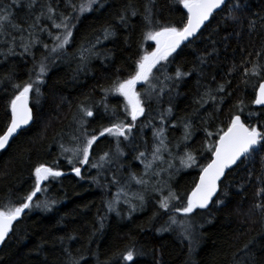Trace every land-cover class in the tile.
<instances>
[{"label":"trees","instance_id":"obj_1","mask_svg":"<svg viewBox=\"0 0 264 264\" xmlns=\"http://www.w3.org/2000/svg\"><path fill=\"white\" fill-rule=\"evenodd\" d=\"M82 2L86 0H35L34 7L29 8V0H20L10 9L14 23L24 28L41 17L35 30L40 42L31 48V54L20 55L23 50L17 46V55H6L10 45L4 41L11 36H0V135L10 123V100L18 94L13 85L28 82L30 74L34 80L33 70L40 61L48 65L39 85V104L35 91L29 94L34 120L0 152V206H19L23 202L33 190V172L39 164L63 173L43 182L47 190L34 197L33 206L22 213L0 246V264H248L244 246L250 241L257 264H264V213L254 208L258 202L256 192L261 187L257 178H264V152L227 171L213 198L223 200V204L211 202L188 216L172 210L186 204L201 169L210 161L208 147L218 140L222 129L226 130L232 115L240 114L246 124L264 127V106L253 103L259 81L253 78L245 85L242 70L229 75L233 65L256 61V53L264 50V0H227L228 5H243L231 13L238 19H231L229 9L223 7L194 39L161 61L153 69L158 78L153 81L156 92L148 96L146 84L136 87L145 112L134 122L125 111L124 98L111 89L115 81L134 73L136 61L143 54L155 49L154 43L145 39L151 27L144 19L149 0H99L93 5L95 10L80 16L71 42L62 52L50 54L44 44L50 49L55 42L48 32L55 35L61 30L52 28V22L46 19L48 7L55 9L59 22L61 14L77 15L71 4L78 6ZM11 3L12 0H0V6ZM151 8L154 21L160 24L181 27L186 22V9L179 0H155ZM133 10L137 13L134 16ZM121 15L126 16L125 21L120 20ZM253 20L254 29L249 27ZM109 26L115 34L105 40L103 31ZM7 31L17 37L19 45L20 34L11 27ZM259 59L264 62V52ZM178 69L189 75L177 80ZM229 80L225 92L216 91L218 85ZM161 87L164 91L157 95ZM205 92L216 100L204 96L206 102L201 106L199 101ZM228 92L231 96H227ZM221 97H226L222 104L218 103ZM241 100L242 113L237 107ZM81 105L94 113L84 118L90 134L99 137L100 131L113 123L134 125L128 140L120 138L124 155L111 165L91 167L105 152H115L116 138L107 133L93 145L89 164L76 163V158L73 164L68 163L70 154L64 153L61 145H74L71 137L78 135ZM169 108L171 113L167 112ZM186 123L191 133L187 140ZM161 128L168 148L162 152L164 162L154 161L145 177L149 180L146 187L129 182L131 174L140 176L145 171L144 164L136 159L140 152L152 160L154 145L159 143L155 134ZM186 152L196 157L195 165L186 167L180 163ZM169 163L174 167L169 168ZM73 165L80 167L81 176L72 171ZM114 174L119 184L112 183ZM121 186L124 192H120ZM169 189L180 199L172 201L170 209L164 211L160 200ZM137 193L144 197L142 204L134 198ZM114 199L119 203L114 211H108L107 204ZM45 201L50 202L49 209L35 207L37 202ZM133 205L135 211L131 210ZM170 217L177 223H172ZM129 249L137 253L134 262L121 258Z\"/></svg>","mask_w":264,"mask_h":264},{"label":"snow or ice","instance_id":"obj_2","mask_svg":"<svg viewBox=\"0 0 264 264\" xmlns=\"http://www.w3.org/2000/svg\"><path fill=\"white\" fill-rule=\"evenodd\" d=\"M19 2L20 0H12L11 5L0 6V36H11L10 40L6 39L4 41V43L10 45L6 55H17V46L23 50L20 55L31 54V48L34 47L36 43L40 42L39 39L35 37V30L41 17H37L36 21L29 25L28 28H24L14 23L13 14L10 9L18 6ZM98 2L99 0H86V3L82 2L78 6L71 4L73 12H76L77 15L72 16L71 14H61L59 22L56 21L54 16L55 9L49 6L47 9L46 19L52 22V28L61 31L55 35L49 31L48 35L52 36L55 43L50 49L47 44H44V48L48 49L50 54H60L65 46L71 42L73 29L76 27V23L80 20V16L86 12L95 10L93 5ZM34 3L35 0H29V8L34 7ZM69 3H71V0H69ZM154 3L155 0H149V3L145 5L144 19L146 24L151 26L145 34V39L154 41L156 47L153 51L143 54L136 61L135 71L132 75H130L127 79H118L115 81L111 89V91L124 98L126 102L125 111L131 116V120L133 122L137 120L138 116L143 115L145 112L141 94L136 90L137 84H146L147 88L145 90V95L151 96L152 93L156 92V84L153 81L158 80V78L153 75V69L156 68L161 61H166L184 41H188L190 37L195 36L201 27L205 25V22L213 15L214 11L222 9V6L227 7L229 9L230 18L236 20L238 17L232 15L231 13L236 8L243 7V5L239 3L235 5H228L226 4V0H179V3L187 10V19L181 27H177L170 24H160L158 20L154 21L151 8V5H154ZM100 7H103V5L100 4ZM136 14V11L133 10L132 15L134 16ZM41 16H44V13H41ZM120 20L125 21L126 16L121 15ZM261 21L264 22V17H261ZM255 24L256 22L254 20L250 21L249 27L254 29ZM8 27H11L20 34L19 45L16 43L17 37L11 35L7 31ZM262 27H264V23H262ZM39 30L45 31L46 29L41 28ZM25 32L28 33L27 37L24 35ZM114 34V30H111V26H109V28H105L103 31V39L107 40ZM99 42L100 39L97 38V43ZM94 47L95 45H93V48ZM85 51H87V49H85ZM262 52H264V50L256 53L258 58L256 61L244 60L239 66L233 65V68L229 71V75H231L236 71L242 70V83L245 85H248L253 78H256L259 81L258 88L255 89V99L253 101V103L258 106H264V62L259 59ZM249 55H251V53H249ZM45 59H47V57H45ZM81 59H84L83 55H81ZM201 62L203 63L204 61L202 60ZM248 64H251V67H248ZM47 71L48 65L42 60L33 70L35 75L34 80L30 74L28 82L13 85L14 88L18 89V94H15L14 98L10 100V123L3 135H0V150L5 149L6 146L9 145L10 140L15 138L24 126L29 125V123L34 120L33 110L29 106V94L35 91L37 97L36 103L39 104V85L43 83L42 77L47 74ZM187 75H189V73H181L179 69L175 74L177 80ZM230 83L231 81L229 80L226 81V84L218 85L216 91L221 93L225 92L227 84ZM253 87H255V85H253ZM163 91L164 89L161 87L160 93H157V95L162 94ZM204 96H208V99L210 100H216V97L212 96L210 92H205L201 96V101H199L201 106H203V103L206 102L204 100ZM227 96H231V92H228ZM225 98L226 97H221L218 103L222 104ZM237 107L239 112L242 113L244 111L242 100L239 102ZM79 110L82 113V116L79 120V128L77 129L78 135H73L71 137L74 141V145L70 147H66L63 144L61 145L64 153H70L67 157L68 163L73 164V158H76V163L82 165L89 164L90 151L92 150L93 145L97 142L99 137H103L106 133L109 136L116 138L117 143L115 152H105L99 157L97 162L91 164V167L103 168L105 164L111 165L114 159L123 156L124 153L120 148V138L123 137L124 140H128L134 125L131 123L125 124L123 122L113 123L111 127L104 128L100 131L98 137L94 133L90 134L85 127L86 120L84 118L92 117L94 115L92 109L81 105ZM217 111H219L218 107ZM167 112L171 113V108H169ZM251 115H253V113H249V116ZM161 120L163 122V115ZM188 128L189 124L186 123L185 140H187L191 135V133L187 131ZM205 131L207 130L205 129ZM207 135L212 136L213 133L207 132ZM218 135L219 139L213 145L208 147V151L211 153L210 162L201 169L199 182L196 183L191 193L187 195L186 204H184L183 207H173V211L181 212L185 216H188L189 214H192L195 209L207 208L210 202L223 204V200L218 198L213 201V197L220 191L222 177L226 176V169H231L234 165L238 167L240 164L252 159L254 154L264 152V127L258 128L256 126L246 124L242 121L240 114L232 115L226 130L222 129ZM155 136L159 143L154 145L151 154L152 160L147 159L145 152H140L136 159H139L141 163L144 164L145 171L140 176L131 174L129 182L134 181L136 184L146 187L149 180L145 179V177L149 176V170L153 168L154 161L159 160L162 163L164 162L162 152L168 151L167 144L165 142L166 137L164 136V129L161 128ZM178 146L179 145H177V147ZM169 155H171V153H169ZM262 160H264V157H262ZM180 163L186 167H191L196 164V157L192 153L186 152L184 156L180 158ZM168 167L172 168L174 165L169 163ZM72 171L76 174V176H81L80 167L73 165ZM33 175L35 177L33 190L23 198V202L20 203L19 206L13 204L0 206V244L5 243L6 238L13 231L14 222H17L20 219L25 210L30 209L33 206L34 197H37L38 193L47 190L45 187H42L43 182L48 181L49 178L55 179L60 177L63 173L53 167L46 166L45 164H39L34 168ZM151 175L158 176L159 172H152ZM257 179L260 180L261 187L257 189L256 196L258 198V202L254 205V208L259 210L261 213H264V178L258 177ZM112 183L119 184V180L116 178L115 174L113 176ZM120 192H124V186L120 187ZM125 195H127V193H125ZM134 198L138 199L141 204L144 201L143 195L139 193L134 194ZM179 199V195L169 189L167 196H164L160 200V208L164 211H168L170 209L171 202ZM128 202L131 203L130 201ZM118 203V199L108 202V211H114L115 205ZM35 207L49 209L50 202H37ZM131 210L135 211L134 205ZM170 220L172 223H177L174 217H170ZM101 227H103L102 223ZM185 231H188V229L185 228ZM252 244V241L245 244L244 250H246L248 264H257L255 253L250 247ZM262 247H264V245H262ZM136 255L137 253L134 249H129L122 254L121 258L125 262H134ZM74 264H79V261H75Z\"/></svg>","mask_w":264,"mask_h":264},{"label":"water","instance_id":"obj_3","mask_svg":"<svg viewBox=\"0 0 264 264\" xmlns=\"http://www.w3.org/2000/svg\"><path fill=\"white\" fill-rule=\"evenodd\" d=\"M226 1H227V0H226ZM222 8H223V6H222ZM220 10H221V9H218V10L214 11L213 14L219 12ZM186 13H187V10H186ZM210 18H211V17H210ZM210 18H209V20H210ZM209 20L205 22V25L209 22ZM205 25H203V26L201 27V29L195 34V36L190 37L188 41H184L181 45H183V44H185V43L191 41L192 39H194V38L199 34V32L203 29V27H204ZM181 45H180V46H181ZM31 123H32V122H30L29 125L24 126L23 129L28 128V127L31 125ZM23 129H21V130H23ZM21 130H20V131H21ZM20 131H19V132H20ZM16 136H17V135H16ZM16 136H15V137H16ZM218 139H219V138H218ZM11 140H12V139H11ZM11 140H10V141H11ZM6 147H7V146H6ZM3 150H4V149H3ZM3 150H0V152L3 151ZM209 162H210V161H209ZM234 166H235V165H234ZM234 166H233V167H234ZM233 167H232V168H233ZM232 168H231V169H232ZM229 170H230V169H226V173H227V171H229ZM200 173H201V172H200ZM199 176H200V174H199ZM199 176H198V179H197V182H196V183L199 182ZM222 179H223V177H222ZM195 185H196V184H195ZM194 187H195V186H194ZM214 197H215V196H214ZM214 197H213V198H214ZM210 203H211V202H210ZM210 203H209V205H210ZM15 223H16V222H14V224H15ZM1 245H2V244H0V246H1Z\"/></svg>","mask_w":264,"mask_h":264},{"label":"rangeland","instance_id":"obj_4","mask_svg":"<svg viewBox=\"0 0 264 264\" xmlns=\"http://www.w3.org/2000/svg\"><path fill=\"white\" fill-rule=\"evenodd\" d=\"M152 42H153V43H154V45H155V42H154V41H152ZM155 47H156V45H155ZM140 84H142V83H138V84H137V86H138V85H140ZM69 154H70V153H69Z\"/></svg>","mask_w":264,"mask_h":264}]
</instances>
